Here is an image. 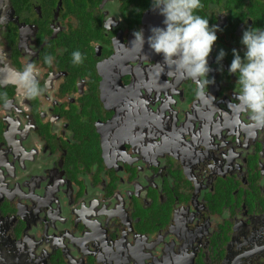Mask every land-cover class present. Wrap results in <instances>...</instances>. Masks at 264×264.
I'll list each match as a JSON object with an SVG mask.
<instances>
[{
	"label": "flooded vegetation",
	"instance_id": "af4514ba",
	"mask_svg": "<svg viewBox=\"0 0 264 264\" xmlns=\"http://www.w3.org/2000/svg\"><path fill=\"white\" fill-rule=\"evenodd\" d=\"M201 4L206 96L148 45L152 0H0V264H264V127L228 72L264 0Z\"/></svg>",
	"mask_w": 264,
	"mask_h": 264
},
{
	"label": "clouds",
	"instance_id": "9594fccd",
	"mask_svg": "<svg viewBox=\"0 0 264 264\" xmlns=\"http://www.w3.org/2000/svg\"><path fill=\"white\" fill-rule=\"evenodd\" d=\"M153 8L163 16L164 27L150 29L147 43L157 54H162L165 65L179 71L181 78L191 79L197 85V96H206L210 67L208 57L217 40V26H209L207 18L198 14L201 0H152ZM132 46L143 48L145 37L142 31L133 33ZM240 43L244 46L243 57L232 50L233 59L228 72L237 76L240 89L235 92L238 102L235 107L246 112L254 127H264V29L246 28ZM226 55L221 49L216 61ZM52 56H45L44 63L52 65ZM85 57L77 50L72 53V63L82 64ZM163 67V65H161ZM34 65L29 63L22 70H14L10 83L22 90L27 99H35L43 94L44 88L36 78ZM0 101L9 103L6 94L0 93ZM231 103V102H230Z\"/></svg>",
	"mask_w": 264,
	"mask_h": 264
}]
</instances>
